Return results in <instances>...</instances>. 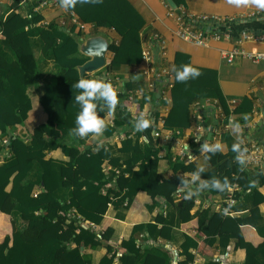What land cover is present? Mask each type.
Masks as SVG:
<instances>
[{"label":"trees","instance_id":"obj_1","mask_svg":"<svg viewBox=\"0 0 264 264\" xmlns=\"http://www.w3.org/2000/svg\"><path fill=\"white\" fill-rule=\"evenodd\" d=\"M19 3L16 0L12 6L17 7ZM69 12L85 23L114 28L121 35L119 44L110 45L109 53H113V58L109 57L107 66L102 69L106 73L125 64L135 65L141 61V31L144 20L128 0H89L86 4L77 2L75 7L69 8ZM41 20L42 16L28 18L15 15L6 22H0L3 43L11 47L17 57L14 61H8L6 51L0 50V151L8 152L4 163L0 165V212L10 216L12 225V234L0 240V264H92L93 256L88 250H95L99 246L106 248V254L99 264H114L119 248L110 242L114 232L111 223L108 221L104 225L103 232H97L94 227H85L82 224L86 221L101 224L111 204L117 207L126 203L127 210L131 209L140 191L146 192L153 200L163 198L165 201L174 202V195L186 182L178 175L162 179L158 151L147 149V163L142 166L140 177L119 175L106 194L102 192V187L96 189L104 181L108 182L103 168L104 161L110 154L106 145L96 144L83 150L81 144L68 145L65 142V139L79 134L76 120L82 111V102L77 101L76 96L85 90L75 89L73 84L81 79L78 66L88 60L87 56L79 55L80 43L87 37L86 33L77 31L75 25L65 31L56 23L50 24L41 33L43 56H54L56 68L53 82L45 86L39 97V103L48 114V122L37 126L27 138L11 134V128L24 125L28 119L33 107L28 90L36 85L40 75L31 46L34 30L18 31L27 26L33 28ZM225 30L223 27L222 32L225 33ZM182 65L197 68L201 75L185 82L177 81L175 70L179 68L182 71ZM173 75V108L165 119L167 126H187L190 123V106L202 98L218 100L224 111L228 112L217 71L196 67L191 63L189 55L178 53ZM83 78L96 79L93 75H85ZM96 80L100 82L99 79ZM129 90L130 85L125 84L121 91L123 93H117L118 102L127 98L124 94ZM91 99L96 105L97 116L106 125L108 118L102 112L105 97ZM124 103L129 102L125 99ZM211 125L206 127L210 128ZM4 138L8 143L4 142ZM236 145L238 147H233L227 155L218 147L207 150L206 157L216 166L210 171L199 170L192 163L179 162L174 165L177 171L198 172L210 191L224 193L230 186L238 185L243 192L252 188L255 194L254 206L244 217H232L225 215L223 211H216L207 222H198V236L203 241L199 243L186 236L179 253L185 259L178 264H193V249L208 258L207 264H233V254L239 248L246 251L245 264H262L258 254L264 250V239L258 245L255 244L246 238L243 228L248 226L253 230L257 220L262 217L260 205L264 203V195L259 191V186L264 185V174L244 167L243 159L238 156L243 146ZM58 148L70 159L59 169L55 167L54 159L47 157L49 152ZM134 149L141 152L138 146ZM35 162L43 169L42 190L36 194L35 183L26 182ZM113 162L118 166L125 164L129 168L135 164L134 161ZM250 182H256V186L251 187ZM60 186L74 188V196L70 201H62L54 196V191ZM241 195L239 192L234 193L236 202ZM195 199V196L190 197L180 210L182 224L193 221L191 209ZM35 207L41 209L40 215L31 210ZM16 209L27 223L23 231L13 216ZM160 225V235L170 240L172 228L166 224L162 212L157 214L153 223L136 224L134 231L146 228L152 237ZM217 242L219 246L228 248L229 255L215 257L214 247ZM120 250L121 264H140L142 247L134 236L123 240ZM144 264L168 263L163 258L148 255Z\"/></svg>","mask_w":264,"mask_h":264},{"label":"crops","instance_id":"obj_2","mask_svg":"<svg viewBox=\"0 0 264 264\" xmlns=\"http://www.w3.org/2000/svg\"><path fill=\"white\" fill-rule=\"evenodd\" d=\"M15 1L0 0V22H6L15 15L28 18L42 16V20L33 28L27 26L18 31L34 30L31 46L40 70L36 85L28 90L33 102L28 119L24 125H17L10 129L12 135L27 138L37 126L48 122V114L39 103V97L43 94L45 86L51 84L56 76L54 56H43L44 43L41 33L50 24L56 23L65 31L75 24L69 8H62L60 0H19L18 6L13 7L12 4ZM128 1L144 20V27L141 31L142 51L155 32L159 33L164 41L161 49L155 52L153 65L157 68H167L173 73L176 55L185 53L189 55L194 66L217 71L228 112L224 111L218 100L202 98L190 106V123L187 126H167L165 119L173 108L174 75L172 78L165 75L154 76L149 72L151 64L142 58L138 64H125L109 72V75L104 78L106 83H111L116 88L117 93H123L121 91L125 84L130 85L129 92L124 94L127 98L120 99L115 109L111 108L105 98L102 112L107 115L108 119L104 130L99 134L89 132L83 137L76 134L74 138L65 139V142L68 145L81 144L83 150L96 144L106 145L110 154L105 159L103 168L108 182L104 181L96 187L97 190L102 187L104 194L119 175L140 177L142 166L147 163L145 151L147 149L158 151L159 172L162 179H170L178 175L186 182L174 195V202L165 201L163 198L153 200L146 192L140 191L131 209L127 210L126 203L117 207L111 204L103 222L99 225L94 224L93 227L97 232H103L104 225L108 221L111 223L114 232L110 242L117 249L119 248L114 264H121V243L131 236H134L138 245L142 247L140 264L145 263L148 255L163 258L168 264H178L185 259V256L179 253L186 236L194 238L199 243L203 241V238L198 236V222H207L213 212L223 211L232 189L242 195L229 216L244 217L254 206L255 194L252 188L243 192L238 185H232L227 192L216 193L204 185V178L198 172L177 171L174 165L179 162L192 163L199 170L210 171L216 166L206 157L207 150L219 145L221 152L227 155L236 144L244 147L250 145L252 140L264 143V61L254 63L248 59H238L231 65L222 55L223 50H231L237 46L248 50L264 51V42L241 40L244 30L264 33V8L258 7L253 0H246V3L239 6L230 3L229 0H179L178 4L189 13H216L236 18L233 23L225 25V33L228 36H224L221 40L209 39L207 46H199L174 34L177 21L169 16L163 0ZM88 25L89 29L84 31L86 36L104 35L108 38L110 45L119 44L121 41V35L114 28L98 27L91 23ZM75 27L79 31L76 25ZM204 30L202 35L206 36L207 27ZM3 40L4 35L0 31V50L6 51L8 61L16 60L13 49L5 45ZM79 55L85 56L81 52ZM109 57L113 58V53H108ZM105 73L106 71L101 70L93 77L97 79ZM125 99L129 102L128 104L124 103ZM142 113L150 120V125L144 131L137 132L135 126ZM206 125L211 126L207 128ZM212 128L213 132L209 137ZM0 139H2L1 131ZM205 145H208L207 149ZM135 146L140 147L141 152H137L134 149ZM7 156L6 150L0 151V165L4 163ZM47 157L54 159L57 169L70 160L61 148L49 152ZM118 160L120 162L134 161L135 164L131 168L125 164L118 166L113 162ZM249 170L264 174V160L261 166ZM42 172L40 164L35 162L33 170L26 179V182L35 183V194L42 190ZM250 185L251 187L256 186V182H250ZM259 191L264 195V185L259 186ZM53 194L59 200L70 201L74 196V188L60 186ZM192 196L196 197L194 207L191 209L193 221L182 224L180 210ZM31 210L37 215L42 212L37 207ZM260 210L262 217L257 220L256 228L253 230L248 226L243 228L246 238L257 245L264 239V203L260 205ZM159 212L164 213L166 224L172 228L170 240L160 235L161 225L152 237L149 236L146 228L134 231L136 224L155 222ZM13 216L18 227L22 231L25 230L27 223L22 220L18 209L13 211ZM90 223L92 222L86 221L82 225L88 227ZM8 234H12L10 216L0 212V240ZM88 252L93 256L92 264H99L106 254V248L99 246ZM192 252L195 253L193 264L208 263V258L197 249H193ZM214 254L215 257L229 255L228 248L219 246L217 242ZM233 256V264H245L246 251L244 249H237ZM258 259L264 264V250L259 252Z\"/></svg>","mask_w":264,"mask_h":264},{"label":"built area","instance_id":"obj_3","mask_svg":"<svg viewBox=\"0 0 264 264\" xmlns=\"http://www.w3.org/2000/svg\"><path fill=\"white\" fill-rule=\"evenodd\" d=\"M163 1L168 9L169 16L174 17L177 21L174 34L185 41L193 42L199 46H207L209 39L221 40L224 36H228L222 32V28L226 24L236 20L234 17H227L216 13H189L176 1V9L171 7L166 0ZM71 16L73 23L78 27L79 31H87L89 29L88 23L80 20L74 13ZM205 27H207V35L203 36L202 33L205 31ZM241 38L242 41L264 42V33L244 30ZM163 43L164 41L161 39L160 34L153 33L149 38L148 44L142 51V58L151 64L149 72L154 76L160 77L165 75L172 78L173 73L169 69L164 67L157 68L153 65L155 52L161 49V44ZM222 55L231 65L236 63L238 59H248L254 63L264 61V51L258 49L248 50L242 46H237L231 50H223ZM108 75L109 73H106L100 78L104 79ZM4 142L8 143V140L5 139ZM239 155L243 159L245 168L252 169L261 166L264 160V143L259 140H252L250 145L243 147ZM234 193L235 191L232 189L228 195L226 205L223 209L225 215H229L232 212V208L236 203ZM90 226L93 227L94 223H90Z\"/></svg>","mask_w":264,"mask_h":264},{"label":"clouds","instance_id":"obj_4","mask_svg":"<svg viewBox=\"0 0 264 264\" xmlns=\"http://www.w3.org/2000/svg\"><path fill=\"white\" fill-rule=\"evenodd\" d=\"M86 4L89 0H60V6L62 8H73L77 4ZM230 3L239 6L242 3H246V0H229ZM253 2L260 8H264V0H253ZM182 71L176 69V79L179 82H185L188 79H195L201 75L200 71L192 67L191 65H182ZM75 89H84L85 91L76 96V100L82 102V111L77 117L76 123L78 124L77 131L80 136L83 137L87 133L92 132L94 134H99L104 130L105 121L100 119L95 112V103L91 98L94 97H105L108 104L112 109H115L118 103V94L116 88L111 83H101L96 79H86L81 78L78 82L73 84ZM246 118V117H245ZM150 125V120L145 118V114L137 120L135 130L137 132H142L147 129ZM239 126L237 125V128ZM216 147H219L217 145ZM234 148L238 145H234ZM208 145H205V149Z\"/></svg>","mask_w":264,"mask_h":264},{"label":"water","instance_id":"obj_5","mask_svg":"<svg viewBox=\"0 0 264 264\" xmlns=\"http://www.w3.org/2000/svg\"><path fill=\"white\" fill-rule=\"evenodd\" d=\"M171 7L177 8L175 0H166ZM110 49V42L104 35H89L80 43L79 51L88 57V60L78 66L80 77L83 78L85 75H94L108 64V53ZM97 79L101 83L105 82V79L101 80L100 77ZM213 128L209 132L211 137Z\"/></svg>","mask_w":264,"mask_h":264}]
</instances>
